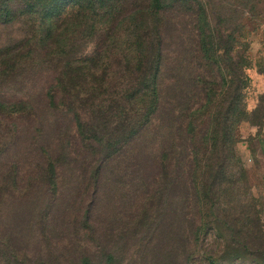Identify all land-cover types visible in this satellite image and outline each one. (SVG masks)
Masks as SVG:
<instances>
[{"label":"trees","instance_id":"1","mask_svg":"<svg viewBox=\"0 0 264 264\" xmlns=\"http://www.w3.org/2000/svg\"><path fill=\"white\" fill-rule=\"evenodd\" d=\"M209 5L0 0V27H24L0 43V264H48L30 259L1 221L13 200L37 192L46 226L69 172L82 177L75 219L88 228L107 216L105 194L130 191L123 204L133 197L144 210L158 208L138 215L151 229L167 219L169 189L181 184L186 213L195 216L190 235L200 246L214 237L202 254L208 264H244L237 261L263 245L262 209L240 182L246 167L236 149L239 126L254 118L243 99L248 64L234 51L244 9ZM170 14L188 18L198 63L191 74L175 61L168 84Z\"/></svg>","mask_w":264,"mask_h":264},{"label":"rangeland","instance_id":"2","mask_svg":"<svg viewBox=\"0 0 264 264\" xmlns=\"http://www.w3.org/2000/svg\"><path fill=\"white\" fill-rule=\"evenodd\" d=\"M208 1L209 7H213L217 12L222 4L226 11L230 6L238 10L244 9L241 25H238V43L234 46V51L248 64L244 70L247 81L243 99L247 112L254 118L242 122L239 126L236 149L246 167L245 180L240 182H246L248 192L256 197L257 209H262L261 220L264 224V0ZM169 16L165 26L167 40L164 50L170 59L167 60V68L164 71L165 82L168 84L175 61H182L181 67L188 68L191 74L196 73L195 64L198 63L197 45L190 38L188 18L174 14ZM19 28L24 29L20 24L0 27V43L5 41L8 35L19 37ZM181 77L183 78L182 72L178 75V78ZM45 78V74L37 76L30 91L39 90ZM167 100L163 93V106ZM160 134L164 140V131ZM81 180V176L71 172L65 175L64 185L59 188L56 203L48 210L46 226L42 225L41 211L37 210L40 206V196L37 192L32 193L27 202L13 200L4 211L2 225L12 232L18 241V247L25 250L30 259L42 258L48 264H81L83 257H87L92 264H208L203 260L202 254L204 248L216 244L214 237H208V243L200 246L202 241L200 244L196 243L190 235L195 216L186 213L188 209L183 205L185 197L181 184L171 185L167 196L170 201L167 205V219L159 221V224L151 229L147 220L138 215L145 211L153 217L158 208L153 206L144 210L143 202L135 201L136 198L133 197L123 204L121 198L130 196V191L105 194L106 200L101 211L106 209L108 214L104 219L90 223L88 228L80 219H75L76 214L81 213L75 204L76 197H82L85 193L81 189L83 186L78 185ZM107 183H110V178ZM241 191L244 192L245 189ZM189 207L191 209V205ZM262 244L254 245L251 248L254 254L237 262L264 264L259 262L262 256L264 258V243ZM107 253L112 257L109 261L106 259ZM254 257L261 259L257 261Z\"/></svg>","mask_w":264,"mask_h":264}]
</instances>
